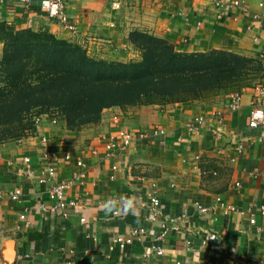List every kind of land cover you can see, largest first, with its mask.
<instances>
[{
	"label": "crops",
	"instance_id": "0c3cea01",
	"mask_svg": "<svg viewBox=\"0 0 264 264\" xmlns=\"http://www.w3.org/2000/svg\"><path fill=\"white\" fill-rule=\"evenodd\" d=\"M39 1L32 0L25 9L15 0H0V22L24 28L45 21L56 37L79 44L98 59H133L137 50L130 33L137 30L166 39L178 51L219 49L264 62V0H245L247 13L234 10L220 19L206 0H66L76 33L50 19ZM2 47L0 41V57ZM258 94V88H244L235 110L229 94L216 95L210 104L177 102L154 112L147 106L136 115L112 106L103 110L96 131H90L91 125L68 130L61 117L44 118L34 134L4 143L0 264H264V215L254 211L264 204V126H249ZM214 109L223 113L221 126L212 116ZM197 119H202V127L189 133L188 123ZM151 122L163 126L166 135L138 139L123 153H104L110 135L123 128L137 133ZM94 148L100 153L93 154ZM67 153L71 160L65 158ZM76 158L85 165L76 166ZM48 160L57 168L56 181L70 178L75 170L85 172L82 182L66 190V198L76 200L77 206L53 213L39 208L41 202H52L46 185L35 180ZM17 189L21 195L12 199ZM150 193L161 201L157 214ZM195 203L215 209L201 213ZM229 204L239 210L226 211ZM254 212L256 223L250 225ZM173 217L179 230L155 241L162 224ZM138 226L145 232L134 245L109 248L114 237ZM210 233L217 236L214 247L207 239ZM154 243L162 247L160 253L152 248ZM9 248L14 250L12 263Z\"/></svg>",
	"mask_w": 264,
	"mask_h": 264
},
{
	"label": "trees",
	"instance_id": "16d2710c",
	"mask_svg": "<svg viewBox=\"0 0 264 264\" xmlns=\"http://www.w3.org/2000/svg\"><path fill=\"white\" fill-rule=\"evenodd\" d=\"M140 34L143 54L127 62L92 57L46 30L0 22V142L36 132L35 118L57 110L70 129L96 124L105 108L192 101L240 87L250 56L213 49L182 52ZM132 41V40H131Z\"/></svg>",
	"mask_w": 264,
	"mask_h": 264
},
{
	"label": "built area",
	"instance_id": "2783aa9c",
	"mask_svg": "<svg viewBox=\"0 0 264 264\" xmlns=\"http://www.w3.org/2000/svg\"><path fill=\"white\" fill-rule=\"evenodd\" d=\"M208 3H211L216 9L217 14L216 18L220 19L224 17L225 15L229 14L231 11L237 10L241 13H247L248 12V6L246 4L245 0H206ZM15 3L23 7L25 9H28L32 5V0H15ZM260 5H263L261 2ZM39 7L41 10H43L46 15L58 23L62 24L64 27H66L68 30H70L73 33L77 32V26L75 24H72L70 21V18L66 12V0H40L39 1ZM253 17H257V15H254ZM187 19V17H185ZM199 22V21H198ZM259 94L257 96V99L255 102H253L252 110L249 114V126L253 128H257L259 125L264 126V85L258 87ZM240 94H234L231 95V103L230 107L231 109L235 110L240 107ZM212 116H214L219 123V125H223L224 123V116L223 113L220 110L214 109L212 110ZM203 121L202 119H197L195 121H191L188 123V131L189 133L197 132L202 127ZM220 129V127H219ZM167 133V130L161 126L160 124H153L148 129L141 130L137 133L128 130V129H120L116 134L110 135L104 142V153L108 156H112L116 152L123 153L127 150L128 147L132 146L133 143H135L136 140H142V141H149L154 137H162L165 136ZM47 138L43 137L42 141L47 142ZM243 148V144L239 143L237 146V150H241ZM92 153L97 155L100 153V150L98 148H94L92 150ZM71 154L67 153L65 155V158L67 160H71ZM25 163L27 164L30 160L28 157L24 158ZM76 166L83 167L85 163L81 158L75 159ZM27 174L32 176V172L30 169H25ZM57 174V168L55 166V163L52 160H48L45 165L40 169L39 174L36 176L35 180L39 184H44L47 187V192L51 197V204L47 205L45 203H39V208L46 212H55L57 208H62L63 210H66L67 208L75 207L77 206V201L74 199H67L66 198V190L70 188L74 183L82 182L85 178L86 174L84 171H77L75 170L70 178L62 180V181H56L55 177ZM21 195V190L17 189L13 192L11 195L12 199H18ZM149 200L152 205L151 209L153 211V214H157L159 207H160V199L158 196L154 193H150ZM195 207L199 210L201 213H206L210 211L211 209H215L214 207L209 208L202 204L195 203ZM226 211H238V207L232 204L226 205L225 207ZM254 211L257 213H260L261 215H264V204L258 205ZM117 213V212H115ZM256 213L252 214V216L249 219L250 225H253L256 223ZM20 218H25V212L23 211L20 214ZM177 219L175 217L170 218L168 222H165L162 224L160 231L155 234V241L161 238H164L170 231L172 230H179V222L174 223V220ZM81 221H85V218H81ZM145 232V228H142L140 226L133 227L132 230L128 234H121L116 237H114L110 244L109 248L114 249H121L126 250L130 246L134 245L136 240ZM207 239L209 240L210 247L215 246V242L217 241V236L215 233H210L207 236ZM153 249L156 250L157 253H160L162 251V247L159 244L154 243L152 246ZM61 264H78L75 260H64Z\"/></svg>",
	"mask_w": 264,
	"mask_h": 264
},
{
	"label": "rangeland",
	"instance_id": "374dc122",
	"mask_svg": "<svg viewBox=\"0 0 264 264\" xmlns=\"http://www.w3.org/2000/svg\"><path fill=\"white\" fill-rule=\"evenodd\" d=\"M185 17H187V16H184V18ZM196 24L197 25H201L202 24L201 20L198 19ZM28 28H32L34 30H46V31L50 32L49 25L45 21H42V20H38L35 24H33L32 26H30ZM133 33H135V31H131L130 34H133ZM148 34H151V33H148ZM135 35L136 36L131 37L132 41H130V42L133 43V48H135L137 51H136V56L133 59H131V60H139L141 58L142 54H143V51H142V38H141L142 36L140 34H137V33ZM152 35H154V34H152ZM154 36H156V35H154ZM3 50H4V44H3V47H2V53H1L0 59L2 58ZM241 55H244V54H241ZM245 56H247V55H245ZM246 67H247V70L250 72V75L246 79L243 80L242 85L240 87H235L233 89H229V90H226V91L221 90L216 95L218 96V95L229 94V96H231V95H234V94H240L242 92V90L244 88H246V87H250V88L256 89V88L264 85V62L261 61L260 59L251 57V62H249L246 65ZM216 95L209 96V97H206V98L194 99L192 101L199 102L201 104H210V103L216 102V100H217L216 99L217 98ZM172 104H174V103L135 105V106H125V107H120V108L123 109V110L129 111L131 115H136L137 111H144L145 107H147V106H151L150 108L153 109L152 111L154 112V110H157V109H159L161 107L169 106V105H172ZM150 108H147L146 110H150ZM148 116H150V115H148ZM53 117H60V114L58 113L57 110L50 109L46 113H43L40 116L36 117L34 119L35 122H36V129L35 130H37V126L41 122L42 119H44V118H46V119L47 118H53ZM151 123H152L151 125H153V124H155L157 122H151ZM98 124L99 123L91 124V126H94V127H91L90 131H93V130L96 131L97 128H98V126H97ZM67 129L68 130H72L69 127H67ZM74 131H77V129H74ZM14 140H18V139H14ZM14 140H8V141H5V142H0V146L3 145L4 143L11 142V141H14Z\"/></svg>",
	"mask_w": 264,
	"mask_h": 264
},
{
	"label": "water",
	"instance_id": "95a60500",
	"mask_svg": "<svg viewBox=\"0 0 264 264\" xmlns=\"http://www.w3.org/2000/svg\"><path fill=\"white\" fill-rule=\"evenodd\" d=\"M11 244L13 243V241H9ZM8 242V243H9ZM7 258H8V260H10V262L12 263L13 261H14V250H13V248H9L8 250H7Z\"/></svg>",
	"mask_w": 264,
	"mask_h": 264
}]
</instances>
